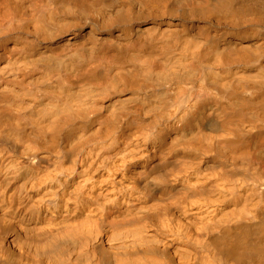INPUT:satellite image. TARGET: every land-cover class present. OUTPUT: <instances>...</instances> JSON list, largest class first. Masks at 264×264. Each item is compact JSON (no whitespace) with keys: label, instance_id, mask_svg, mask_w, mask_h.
Instances as JSON below:
<instances>
[{"label":"clouds","instance_id":"1","mask_svg":"<svg viewBox=\"0 0 264 264\" xmlns=\"http://www.w3.org/2000/svg\"><path fill=\"white\" fill-rule=\"evenodd\" d=\"M0 264H264V0H0Z\"/></svg>","mask_w":264,"mask_h":264}]
</instances>
